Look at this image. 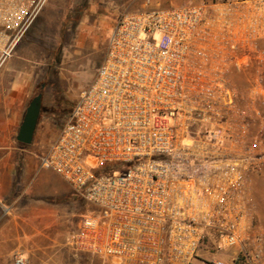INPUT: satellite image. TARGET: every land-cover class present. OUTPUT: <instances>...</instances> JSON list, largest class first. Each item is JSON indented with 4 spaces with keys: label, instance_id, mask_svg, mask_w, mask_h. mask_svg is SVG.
<instances>
[{
    "label": "built area",
    "instance_id": "1",
    "mask_svg": "<svg viewBox=\"0 0 264 264\" xmlns=\"http://www.w3.org/2000/svg\"><path fill=\"white\" fill-rule=\"evenodd\" d=\"M47 1L0 0V70ZM41 167L98 210L71 234L76 252L228 264L214 254L236 248L230 264H259L248 185L264 169V0L122 11Z\"/></svg>",
    "mask_w": 264,
    "mask_h": 264
},
{
    "label": "rangeland",
    "instance_id": "2",
    "mask_svg": "<svg viewBox=\"0 0 264 264\" xmlns=\"http://www.w3.org/2000/svg\"><path fill=\"white\" fill-rule=\"evenodd\" d=\"M93 1L48 0L6 64L12 66L13 63H18L19 78H29L32 84L30 100L41 90L42 112L35 139L39 144L42 143L43 148H47L56 137L64 117L75 105L79 93L93 80L103 57L110 33L104 28L108 18H100L98 12H89ZM102 1L100 5L108 1L114 11H125L122 8L128 0ZM181 1L133 0L130 9L172 8L203 2L177 4ZM79 23L81 29L77 31ZM8 71L5 67L0 70V91L4 82L2 78L10 74ZM240 79L238 77L235 81ZM44 83L45 87L41 89ZM38 175L37 180L45 183L42 202L58 221L66 222L62 231L65 238L47 252V257L28 259L29 264H116L110 259L101 260L76 252L69 246L71 231L77 228L83 218L97 214L98 210L75 193L53 170L44 168ZM248 189L264 220V169L249 180ZM16 252L23 254L20 250ZM208 258L211 259V255Z\"/></svg>",
    "mask_w": 264,
    "mask_h": 264
},
{
    "label": "crops",
    "instance_id": "3",
    "mask_svg": "<svg viewBox=\"0 0 264 264\" xmlns=\"http://www.w3.org/2000/svg\"><path fill=\"white\" fill-rule=\"evenodd\" d=\"M200 1L208 0H182L177 4ZM101 2L103 1L91 2L89 12H98L100 18H108L104 28L110 32L122 10L114 11L108 1L100 5ZM132 5L133 0L125 1L122 9L133 11L130 9ZM80 29L81 23L77 25L76 30ZM5 65V70H9L10 74L2 78L4 82L0 91V264H13L12 256L19 250L31 260L47 257V252L65 238L62 231L66 222L58 221L54 213L42 202L45 183L37 180L39 172L44 169L41 167V158L50 144L43 148L42 143L36 141L35 134L29 146H23L15 140L25 109L30 102L32 84L27 77L23 76V80L19 78L18 63ZM254 205L255 218L249 233L251 236L260 235L264 243L263 215L257 205ZM75 228L71 234L77 229ZM250 241L251 239H248L247 245L255 251ZM204 252L200 256L208 259V251ZM235 253L237 249L232 248L217 251L214 255L230 264ZM262 255L259 264H264V251Z\"/></svg>",
    "mask_w": 264,
    "mask_h": 264
},
{
    "label": "water",
    "instance_id": "4",
    "mask_svg": "<svg viewBox=\"0 0 264 264\" xmlns=\"http://www.w3.org/2000/svg\"><path fill=\"white\" fill-rule=\"evenodd\" d=\"M42 110V93L35 95L28 103L18 132L16 142L23 146H29L34 138L36 127Z\"/></svg>",
    "mask_w": 264,
    "mask_h": 264
},
{
    "label": "flooded vegetation",
    "instance_id": "5",
    "mask_svg": "<svg viewBox=\"0 0 264 264\" xmlns=\"http://www.w3.org/2000/svg\"><path fill=\"white\" fill-rule=\"evenodd\" d=\"M44 87H45V84H42L40 88L44 89ZM41 112H42V110H41Z\"/></svg>",
    "mask_w": 264,
    "mask_h": 264
},
{
    "label": "trees",
    "instance_id": "6",
    "mask_svg": "<svg viewBox=\"0 0 264 264\" xmlns=\"http://www.w3.org/2000/svg\"><path fill=\"white\" fill-rule=\"evenodd\" d=\"M45 84V83H44ZM38 93H41V90L39 89V91L35 94V95H37Z\"/></svg>",
    "mask_w": 264,
    "mask_h": 264
}]
</instances>
